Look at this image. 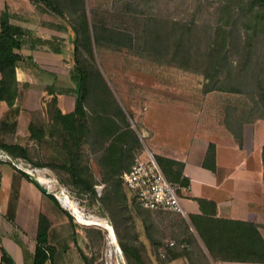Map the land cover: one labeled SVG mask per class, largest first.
I'll return each instance as SVG.
<instances>
[{
    "label": "rangeland",
    "instance_id": "rangeland-1",
    "mask_svg": "<svg viewBox=\"0 0 264 264\" xmlns=\"http://www.w3.org/2000/svg\"><path fill=\"white\" fill-rule=\"evenodd\" d=\"M42 3L18 0L16 21L42 37L62 38L61 49H51L60 62L57 64L62 78L54 80L56 86L75 87L68 74L73 62L85 72L84 108L88 115L85 138L78 148L75 165L78 171L94 179V191L87 192L73 183L66 171L51 169L47 163L52 147L43 141H32L24 159L34 166L43 163L44 166L39 167H45V174L66 192L62 191L59 200L71 213L62 208L71 219L74 239L86 264H137L131 257L127 261L122 254L113 225L127 245L140 249L143 264H166L162 263L166 243L172 241L176 245L186 238L185 216L142 209L144 214H150L153 223L148 237L140 220L142 216L133 211L121 212L110 197L104 196L108 174L101 170L97 151L102 146L103 154H109L125 142V137H133L137 146L131 148V165L135 156L146 157L149 152L156 159V150L168 146L166 144L183 145L193 135L207 138L214 127L223 133L230 132L225 127L226 119L236 126L243 120L260 119L251 97L255 90L249 94L248 89L252 87V70L260 73L264 67V32L260 36L261 53L253 69L249 67L245 73L247 66L243 65V74L232 79L233 89L206 91L204 74L197 69L194 60L184 62L181 53L174 52L175 40L168 39L169 48L161 52L152 47L156 42L154 21L159 19V24L169 32L175 20L187 25L196 21L213 32L216 25L227 24V16L222 15L219 6H235V0H55L50 3L54 8ZM233 24L237 23L230 19L228 27ZM182 44L181 41L180 48ZM236 57H230L234 66L239 62ZM231 71L235 75L236 69L231 68ZM58 96L63 109L73 106L72 92ZM33 119L38 123L45 121L46 112L37 111ZM202 138L198 145L208 142L205 139L204 143ZM170 182L178 194L179 185ZM128 194L125 193L126 201H129ZM179 201L185 211L180 196ZM101 219L111 226L114 241L107 236L105 228L90 222ZM185 263L189 264L187 260Z\"/></svg>",
    "mask_w": 264,
    "mask_h": 264
},
{
    "label": "crops",
    "instance_id": "crops-1",
    "mask_svg": "<svg viewBox=\"0 0 264 264\" xmlns=\"http://www.w3.org/2000/svg\"><path fill=\"white\" fill-rule=\"evenodd\" d=\"M3 8L16 16L18 0H0V11ZM16 20L15 17L12 21L23 25ZM19 52L30 55L42 73L15 68L18 83L15 99L11 105L0 101V144L16 143L28 150L33 140L29 138L27 125L37 111L45 110L43 89L62 77L57 64L60 62L48 46L30 50L23 45ZM57 106L61 112L73 108L63 109L59 96ZM200 138L201 134L196 138L193 135L183 145L179 142L171 147V143L156 150V160L165 176L179 185L178 197L183 198L189 229L212 264H264L257 257L264 256V122L258 119L242 124L241 144L231 132L223 133L216 127L207 138H202L204 143L205 139L208 141L205 145L197 144ZM209 144L214 146V158L205 167ZM130 163V159L125 161L116 171L128 169ZM100 165L103 166L101 161ZM55 201L9 164L1 163L0 256L3 250L12 264H31L38 215L42 213L49 221L47 242L54 248L50 260L43 264H84L74 246L67 216ZM13 227L18 228L25 244L26 257L9 237ZM170 243L173 244L170 241L166 245ZM185 261L184 257H175L166 264H187Z\"/></svg>",
    "mask_w": 264,
    "mask_h": 264
},
{
    "label": "trees",
    "instance_id": "trees-1",
    "mask_svg": "<svg viewBox=\"0 0 264 264\" xmlns=\"http://www.w3.org/2000/svg\"><path fill=\"white\" fill-rule=\"evenodd\" d=\"M33 1L43 2L42 5H45L47 8H54L50 3L55 0ZM218 10L222 12V15L227 16L225 20L227 24L216 25L213 32L208 30L206 26H199L196 21L187 25L178 20L171 23L173 27L169 32L163 24H159V19L154 21L156 24V42L152 44V47L156 51L161 52L169 48L167 47L168 39L175 40L174 44H172L174 52L176 54L180 52V56L184 62L189 63L194 60L197 69L204 74L207 80L204 84L206 91L225 89L226 87L233 89L232 79L243 74L241 67L246 65L247 70L245 73H248V68L252 67L253 69V65L258 62V57L261 53L259 43L261 41V33L264 32V0H235V6L222 4ZM15 17L6 8L0 11V101H4L7 105H11L16 96L18 86L15 79L16 67H25L42 73V70L32 60L30 55H22L19 52L21 47L26 45L28 49L32 50L37 46H48L51 49L59 50L61 49L62 41V38L58 39L53 35L42 37L33 29L14 23L12 20ZM230 19L235 20L237 23L233 24L231 28L228 27ZM83 23L85 24V22ZM181 41L183 44L180 48ZM233 55L237 56L236 58L239 60L235 66L230 58ZM231 68L236 69L235 75L232 74ZM261 70L262 72L260 73H254V70H252V81L250 83L252 87L248 90H250L249 94H252L255 90V93L251 97L259 112L258 118L264 122V67ZM46 74L54 76L52 73ZM68 74L75 87H59L54 82L46 85L43 90L45 91L44 111L46 112L47 119L40 123L31 119L27 125V130L30 139L35 142L43 141L52 147V152L48 155L50 162L47 163L51 169L58 168L66 171L73 183L81 185L83 190L87 192H93L94 179L90 175L85 176L81 171H78L75 165L78 148L85 138L86 117L88 115L84 108L86 95L85 72L77 63L73 62L68 70ZM67 92H72L73 94V108L69 112H61L57 106V96ZM225 122V127L230 130L238 143L241 144L242 124L248 121H241L237 125L238 127L233 122L231 123L230 119H226ZM136 146L137 141L129 136L125 137V142L118 144V147L109 154L104 155L102 152L104 147L101 146L97 151L99 154L98 163L99 165L100 161L103 163V166L100 165V167L103 168V172H107L108 174L105 178L108 185L104 196L110 197L118 205L121 212L133 211L138 216H142L140 220H142L144 232L148 233V237H150L148 231L153 226L150 214L143 213V210L147 209L140 208L135 203L133 194L128 192L129 201H126L125 193L127 191L125 192V188L119 177L120 171H116V167L121 168L125 161L131 160V148H136ZM0 148L11 156L27 157V150L16 143L10 145L0 144ZM210 158L213 161V144H209L208 146L203 166L209 167L208 162ZM262 158L264 163V145L262 148ZM37 164L44 166L43 163ZM112 169H114V172H111ZM24 177L29 181L26 176ZM98 201L102 202V199L98 198ZM66 216L74 246L86 264L85 256L74 240V229L71 219L69 215L66 214ZM183 227L186 238L176 245H165L167 254H164L162 263L168 262L171 258L184 257L189 264H212L203 253L194 233L189 229V225L185 220L183 221ZM48 228V219L40 213L37 220L35 246L31 257V264H43L45 261L50 260L54 248L47 242ZM113 229L117 245L126 260L128 261L129 257H131L137 264H143V256L140 249L133 244L127 245L114 228V225ZM9 237L18 245L26 257L25 244L21 239L18 228L13 227L9 233ZM257 257L264 260V256L261 254L257 255ZM0 264H12V261L3 250H1Z\"/></svg>",
    "mask_w": 264,
    "mask_h": 264
},
{
    "label": "built area",
    "instance_id": "built-area-1",
    "mask_svg": "<svg viewBox=\"0 0 264 264\" xmlns=\"http://www.w3.org/2000/svg\"><path fill=\"white\" fill-rule=\"evenodd\" d=\"M1 163H8L26 176L42 193L55 198L60 206L71 215L59 200L62 191L65 192L64 189L56 187L55 180L45 174L47 171L45 167L31 165L24 158L11 156L0 148ZM119 177L126 191L134 195L135 203L140 208L186 215L180 204L176 187L167 179L152 153H147L146 157L135 156L133 163L128 169L121 171Z\"/></svg>",
    "mask_w": 264,
    "mask_h": 264
},
{
    "label": "bare ground",
    "instance_id": "bare-ground-1",
    "mask_svg": "<svg viewBox=\"0 0 264 264\" xmlns=\"http://www.w3.org/2000/svg\"><path fill=\"white\" fill-rule=\"evenodd\" d=\"M68 206V205H67ZM70 209V208H69ZM77 211V210H76ZM77 218V217H76ZM102 220V219H101ZM78 221V220H77ZM79 221H82V220H80L79 219ZM90 222H92V223H94V224H98V225H100V226H102L103 228H105L106 230H107V232L109 231V233L111 232L110 230V226L109 225H107V223L105 222V221H90ZM112 234H113V232H112ZM109 236H110V238H111V240H113L114 241V238L109 234ZM110 240V241H111Z\"/></svg>",
    "mask_w": 264,
    "mask_h": 264
},
{
    "label": "water",
    "instance_id": "water-1",
    "mask_svg": "<svg viewBox=\"0 0 264 264\" xmlns=\"http://www.w3.org/2000/svg\"><path fill=\"white\" fill-rule=\"evenodd\" d=\"M111 227V226H110ZM111 230V232L109 233V231L107 232V236H109V234L113 237V234H112V228H110Z\"/></svg>",
    "mask_w": 264,
    "mask_h": 264
}]
</instances>
